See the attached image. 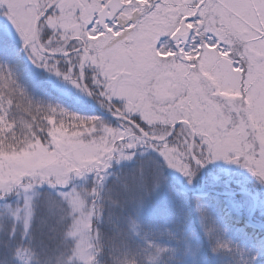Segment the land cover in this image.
Segmentation results:
<instances>
[{
	"label": "snow or ice",
	"instance_id": "1",
	"mask_svg": "<svg viewBox=\"0 0 264 264\" xmlns=\"http://www.w3.org/2000/svg\"><path fill=\"white\" fill-rule=\"evenodd\" d=\"M0 14L14 26L33 63L98 95L120 121L113 127L95 117L80 118L104 134L101 162L75 171L96 177L85 191L92 203L83 222L89 231V221L98 215L106 170L114 160H132L138 150L141 155L155 151L189 182L199 167L222 159L240 164L264 184V0H77L70 6L61 0H0ZM65 15L79 25L76 39L82 43L73 50L76 60L69 58L61 71L58 62L48 64L49 54L70 53L54 47L52 37L38 39L37 33L47 27L63 35ZM85 66L93 69L94 88L84 77ZM0 81L9 88L12 74L0 73ZM138 163L132 184L123 182L137 199L162 181L159 164ZM72 175L49 172L47 180L44 174H32L0 181V197L23 195L22 205L11 214L27 232L33 196L39 195L36 186L68 185ZM79 194L73 187L61 193L65 200ZM196 206L204 226L199 198ZM204 230L211 234L213 227ZM229 244L217 240L213 251ZM147 246L155 248L152 264H157L165 250L151 242ZM93 247L87 255L77 253L79 264H97L99 249ZM68 264L76 262L70 259Z\"/></svg>",
	"mask_w": 264,
	"mask_h": 264
},
{
	"label": "rangeland",
	"instance_id": "2",
	"mask_svg": "<svg viewBox=\"0 0 264 264\" xmlns=\"http://www.w3.org/2000/svg\"><path fill=\"white\" fill-rule=\"evenodd\" d=\"M61 2L70 6L77 2V0H61ZM62 25L63 35L54 34L47 27L40 30L38 35L44 41H48L49 37H52V45L67 52L80 48L82 42L76 39L80 31L79 25L74 23L67 15L63 17ZM59 31H61L60 28L57 29V32ZM0 33V35L8 36L15 45L23 49L24 60L30 65L33 77H37L39 80L34 82L38 85L43 82L46 86L68 100L76 102L89 110H93V106L83 90L71 81L65 80L62 76H57L43 66L32 62L29 52L26 50L18 32L3 14H0ZM70 59L75 61L76 54ZM68 60L66 58L61 60L50 58L48 64L51 65L58 62L57 66L61 71H65ZM8 72H10L9 64L0 62V73L7 75ZM83 72L89 87L94 88L95 86L91 85L93 69L85 66ZM78 74L79 69L77 68ZM5 89L3 82L0 81V94ZM93 90L96 93L100 91L99 88ZM91 96L98 109L111 112L108 110L106 102L104 104L98 95L93 94ZM9 99V96H7L6 100L0 98V104L9 105L7 103ZM5 112L6 107H0V124L2 125ZM89 116L98 118L103 123L113 127L118 126L120 123V121L109 122L96 115ZM73 117L69 116L67 121L48 120L45 125L41 123V126L38 125L37 127H34L32 123H28L25 128V139L17 148H11L10 145H7V147L4 144L0 145V181L32 174H35L37 177L44 174L45 180H47V173L49 172L57 176L66 175L68 172L73 173L68 185L60 184L52 186L46 182L43 185L36 186L39 195L33 196V201L35 203L39 200L41 205L43 212L42 231L48 227L51 233L57 234L56 242L52 244L54 249L49 255L45 256L47 262L43 264H68L70 259L79 264L77 253L81 256L87 255L90 245L94 246L92 250L95 251L97 230L95 229L94 219L97 218L109 203L107 202L108 199L104 198L105 196H109L112 199L113 197L117 198L118 193L125 194L126 196L130 193L126 192L120 184L117 172L123 164L130 165L136 160L138 162L144 160L146 163L151 161L153 166L159 164L161 166L162 181L155 190H150L147 194L142 193L139 199L135 198L134 194L133 197L128 196L126 198L134 206L130 220V230L134 234H138L139 224L145 216L154 215L159 211V202L163 203L162 208L163 206L167 207L169 217V196L171 197L175 192H180L179 187L181 186L189 191H196L199 185L226 193H230L238 188L249 190L258 200V205L253 216L256 217L258 223L264 224V184L260 183L251 172L240 164L222 159L209 161L204 164V181L202 180V168L199 167L191 182H189L181 173L164 164L162 157L155 151L148 150L141 155L142 150H138L132 160H114L106 170L108 175L105 177L103 183L100 193L101 198L97 201L100 206L98 208V215L93 216L89 221L91 225V230L89 231L84 227L83 222L92 210V203L85 198V191L91 190L92 182L96 177L92 174H85L83 177L77 176L75 171L81 166L95 167L101 162V158L104 155V142L101 141V136L104 134L80 118L71 120L70 118ZM74 122H76L75 125ZM107 139L110 140L111 137L109 136ZM108 146L112 147L110 143ZM138 162L134 164L133 170L139 168ZM115 177L118 178L115 179ZM126 180L128 179L124 177L123 182ZM129 180L132 181V177ZM71 187L77 189L80 194L71 200H65L61 193L68 191ZM7 196L0 197V260L2 261L0 264H6V262L7 264H36V257L38 255L35 253V247L37 244L30 238L34 217L32 216L29 229L25 232L22 223L11 214L17 206L22 205L23 195L13 193L10 197ZM226 197V206L248 217L253 206V200L249 195L233 194ZM200 206L206 214L205 225L202 226L200 215H196L197 229L195 232L188 231L193 235L192 237L189 235L184 240L178 241L175 237L171 239L168 235V240L158 239L160 241H152L156 245H166V247H160L165 251L157 257V264L163 262V255L172 261L168 264H244L249 259L251 260V264H257L256 260L259 258L260 253L256 251L251 243L248 245L247 241L242 238L239 230L233 231L226 226L222 220L220 210L207 200L203 201ZM194 208L197 212V206ZM205 226H212L213 232L205 234ZM10 229H14L11 236L9 235ZM170 232L175 235L183 233L178 230H172V227H168V233ZM256 238L258 239V245L264 246V237L258 236ZM217 240L229 241V247L218 248L216 251H213ZM48 257H50V260H48ZM152 257H156V250L146 259L145 264H152ZM176 259L177 261H174ZM96 260L97 264H101L98 254L96 255ZM122 264L133 263L123 261Z\"/></svg>",
	"mask_w": 264,
	"mask_h": 264
},
{
	"label": "trees",
	"instance_id": "3",
	"mask_svg": "<svg viewBox=\"0 0 264 264\" xmlns=\"http://www.w3.org/2000/svg\"><path fill=\"white\" fill-rule=\"evenodd\" d=\"M74 55L72 54L69 57H53V59L61 60L66 58L68 60L74 57ZM0 62L9 64V70L12 74L10 87L6 88L0 94V98L3 100H6L7 96L11 99V104L7 106L2 104L1 107H6V112L2 121L3 125L0 124V145L4 144L6 147L10 145L11 148H17L25 139V128L28 123H32L34 127H37L38 125L41 126V123L45 125L48 120L67 121L69 116H74L70 118L72 120L74 118L91 117L89 115H96L109 122L118 121L101 116L94 110H89L76 102L68 100L55 90L46 86L43 82L39 85L34 82L39 80L37 77H33L32 71H30V65L24 60L21 48L15 45L6 35H0ZM53 108L56 109L55 112L52 111ZM61 109L64 110L63 113L60 112ZM75 124L76 122H74ZM136 162L138 161L136 160L130 165L123 164L117 172L119 182L122 186L124 177L128 179L126 182L130 185L132 184L129 178L134 173L133 167ZM164 175L166 176V174ZM12 194L9 193L7 197H10ZM117 196V198L113 197L111 199L115 200L116 203L112 204L108 199L107 202L109 203L97 218L94 219L95 229L97 230L95 246L96 249H99L97 254L101 264H122L123 261H129L133 264H145L146 259L155 250L154 247H148L147 242L152 243V241L168 240V227H172V230L183 232L178 235L170 232L171 235L169 236L171 239L175 237L178 241H182V239L184 240L189 235L192 237L193 235L189 232L196 231V215L199 216V212L197 211V213L194 208L197 205V198H199L200 204L207 200L219 209L226 226L233 231L239 230L242 238L247 241L248 245L251 243L256 251L260 253L259 258L256 260L257 264H264V246L258 245V239L256 238L258 236L264 237V229L248 225L246 222L247 217L243 213H238L226 206L227 197L225 195L209 193L206 197H199L192 192H188L187 194L175 192L171 197L169 196V217L167 207L163 206L162 208L163 203L161 204L159 202V211L154 215H147L143 218L139 224V232L137 235L130 230V220L134 206L131 201L126 199L128 196L133 197V193H128L127 196L118 193ZM33 213V227L30 238L37 244L35 247V253L38 255L36 257V264H43L47 262L45 256L49 255L54 249L52 244L56 242L57 234L51 233L48 227L42 231L43 212L39 200L34 203ZM253 219L257 221L255 216H253ZM158 246L166 247L165 244H159ZM166 254L168 255V253ZM48 260H50V257H48ZM162 261L163 264L172 262L164 255ZM174 261H177V259Z\"/></svg>",
	"mask_w": 264,
	"mask_h": 264
},
{
	"label": "water",
	"instance_id": "4",
	"mask_svg": "<svg viewBox=\"0 0 264 264\" xmlns=\"http://www.w3.org/2000/svg\"><path fill=\"white\" fill-rule=\"evenodd\" d=\"M37 38H38V37H37ZM49 55H55V56H57V55H63V53H55V54H51V53H50ZM84 92H85V91H84ZM85 94H86V96L88 97V99L93 103L94 107L96 108V111H97L99 114L117 119V117L114 116V114H112V113H108V112H103V111L99 110V109L96 107V105H95V103H94V100H93L92 96L89 95L87 92H85ZM201 168H202V178H204V171H205V170H204V166H201ZM181 190H182V192H186V190H185L184 188H182ZM210 192H217V191L212 190V189H206V190L200 189L196 194L199 195V196H205V195H207V194L210 193ZM232 193H244V194L249 195V196L252 198V200H253V206H252V209H251V212H250V216H249V218H248V220H247V223L250 224V225H252V226H254V227L264 228L263 225H260V224H257V223H255V222H253V221H252V218H251V217H252V214L255 212L256 207H257V205H258L257 197H256L252 192L247 191V190H244V189H238V190H236V191H234V192H232Z\"/></svg>",
	"mask_w": 264,
	"mask_h": 264
},
{
	"label": "flooded vegetation",
	"instance_id": "5",
	"mask_svg": "<svg viewBox=\"0 0 264 264\" xmlns=\"http://www.w3.org/2000/svg\"><path fill=\"white\" fill-rule=\"evenodd\" d=\"M39 36V35H38ZM23 50V49H22Z\"/></svg>",
	"mask_w": 264,
	"mask_h": 264
}]
</instances>
